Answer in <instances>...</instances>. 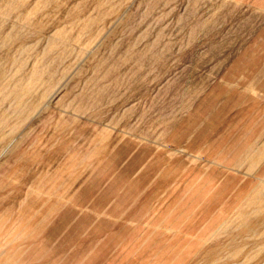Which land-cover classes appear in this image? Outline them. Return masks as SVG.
<instances>
[{
    "label": "rangeland",
    "instance_id": "1",
    "mask_svg": "<svg viewBox=\"0 0 264 264\" xmlns=\"http://www.w3.org/2000/svg\"><path fill=\"white\" fill-rule=\"evenodd\" d=\"M224 1L0 0V264H264V19Z\"/></svg>",
    "mask_w": 264,
    "mask_h": 264
},
{
    "label": "crops",
    "instance_id": "2",
    "mask_svg": "<svg viewBox=\"0 0 264 264\" xmlns=\"http://www.w3.org/2000/svg\"><path fill=\"white\" fill-rule=\"evenodd\" d=\"M223 6L224 7L238 6L241 8L242 7H248V9H250V11L259 14L257 17H255L253 19H264V17L262 18V16L264 15V0H225ZM83 189L85 190V188H83ZM45 231H46V229H44L41 232V234H39V235L41 236ZM39 237L37 239H39ZM35 239L25 249L28 250L30 246L32 247L35 244V242L37 241V240L35 241ZM24 253L26 254L25 251H24ZM29 254L30 253H27L26 256H28Z\"/></svg>",
    "mask_w": 264,
    "mask_h": 264
}]
</instances>
